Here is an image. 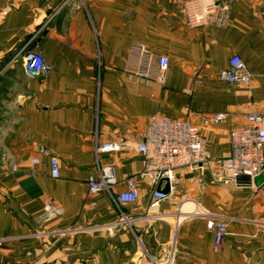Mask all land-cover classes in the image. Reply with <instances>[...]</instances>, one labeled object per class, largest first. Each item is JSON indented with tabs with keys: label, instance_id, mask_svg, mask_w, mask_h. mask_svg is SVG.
Wrapping results in <instances>:
<instances>
[{
	"label": "crops",
	"instance_id": "0c3cea01",
	"mask_svg": "<svg viewBox=\"0 0 264 264\" xmlns=\"http://www.w3.org/2000/svg\"><path fill=\"white\" fill-rule=\"evenodd\" d=\"M182 1L0 0V264H142L143 249L159 260L171 214L192 211L194 202L228 217L227 234L216 253L205 220L178 215L175 264H264L261 193L212 180L231 131L247 114L264 112V0H234L225 23L194 29ZM23 48L41 55L44 74L24 73ZM232 56L249 71L247 86L218 79ZM158 57L168 60L162 84L136 76L154 71ZM186 109L213 162L177 170L162 219L146 222L158 185L143 175L137 137L151 116L179 120ZM200 114L226 119L209 124ZM105 143L122 147L96 154ZM50 157L59 161L58 178L50 176ZM97 165L113 166L116 192L135 178L137 201L91 194L86 180ZM48 203L63 214L41 222ZM121 212L134 220L132 230L118 223Z\"/></svg>",
	"mask_w": 264,
	"mask_h": 264
},
{
	"label": "built area",
	"instance_id": "2783aa9c",
	"mask_svg": "<svg viewBox=\"0 0 264 264\" xmlns=\"http://www.w3.org/2000/svg\"><path fill=\"white\" fill-rule=\"evenodd\" d=\"M234 0H183L181 6L185 15L186 24L189 28L206 27L209 24H222L227 20L231 3ZM35 35L33 36V38ZM21 65L26 75L36 77L45 72V65L41 55L32 50L23 48ZM154 71L138 70L136 76L144 80H155L162 84L168 68V60L158 57ZM251 75L245 64L238 56H232L228 66L218 74V79L229 85L247 86ZM184 119L172 120L161 115L151 116L146 124L144 132L137 137L136 150L144 161L143 175L149 182L156 186L161 181L167 180L169 192L162 191L164 182L160 189L154 188L151 192L148 208L143 220L149 223L161 220L163 214L159 211L162 202L168 199L170 193L179 184L177 170H193L213 162L207 157L205 150V139L200 129L192 122V112L185 110ZM199 119L209 124H220L226 119L225 114L211 116L200 114ZM229 153L212 172V180L218 185L239 188L237 177L247 175L251 181L264 171V112L249 113L244 118V123L229 135ZM117 143H105L96 146V154L117 152L121 149ZM38 160H32L36 165ZM50 176L58 178L59 161L56 157H50ZM118 180L113 166L97 165L96 172L87 177L86 184L91 194L101 192L107 193L110 198L118 204L130 205L138 199V185L136 179L128 177L123 180L124 189L115 191ZM256 192H260L264 200V185L259 189L250 186ZM264 214V204H262ZM63 210L52 203L46 204L39 215L41 222H51L60 218ZM175 217L171 235L168 240V252L159 260H155L146 250L141 251L142 264H175L176 238L179 227L178 215L183 220L194 218L204 219L206 228L214 233L213 251L219 252L224 237L227 234V226L230 219L222 214L209 211L198 202H194V209L190 212L181 213L176 208L171 214ZM134 220L120 213L118 223L132 230ZM264 226V222L261 223ZM76 233L86 232L87 229L73 230ZM36 234L35 236H39ZM41 236V235H40Z\"/></svg>",
	"mask_w": 264,
	"mask_h": 264
},
{
	"label": "water",
	"instance_id": "95a60500",
	"mask_svg": "<svg viewBox=\"0 0 264 264\" xmlns=\"http://www.w3.org/2000/svg\"><path fill=\"white\" fill-rule=\"evenodd\" d=\"M237 181L238 184L240 186H250V184L252 183V185L254 186V188L259 189L262 185H264V171H262L258 176L254 177L251 181L250 177L247 175H240L237 177ZM162 182H164V186H163V192L164 193H168L169 192V187H168V183L167 180H163L158 184V188L160 189L162 187Z\"/></svg>",
	"mask_w": 264,
	"mask_h": 264
}]
</instances>
